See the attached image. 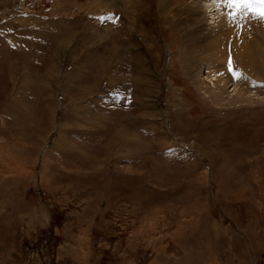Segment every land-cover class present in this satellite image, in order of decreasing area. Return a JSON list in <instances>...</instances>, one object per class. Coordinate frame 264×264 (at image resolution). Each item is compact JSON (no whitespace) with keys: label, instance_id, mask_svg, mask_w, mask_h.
Here are the masks:
<instances>
[{"label":"rangeland","instance_id":"374dc122","mask_svg":"<svg viewBox=\"0 0 264 264\" xmlns=\"http://www.w3.org/2000/svg\"><path fill=\"white\" fill-rule=\"evenodd\" d=\"M94 1L0 0V264H264V19Z\"/></svg>","mask_w":264,"mask_h":264},{"label":"snow or ice","instance_id":"6c2138e0","mask_svg":"<svg viewBox=\"0 0 264 264\" xmlns=\"http://www.w3.org/2000/svg\"><path fill=\"white\" fill-rule=\"evenodd\" d=\"M218 6L224 5L229 11L227 18L231 22H235L238 18H243L245 15L264 19V0H213ZM229 70L233 72L234 79L243 78L242 73H236L229 62Z\"/></svg>","mask_w":264,"mask_h":264},{"label":"bare ground","instance_id":"6f19581e","mask_svg":"<svg viewBox=\"0 0 264 264\" xmlns=\"http://www.w3.org/2000/svg\"><path fill=\"white\" fill-rule=\"evenodd\" d=\"M101 1V0H100ZM100 1H97V2H100ZM103 1V0H102ZM131 1H133V0H106V3H108L107 4V6H109V7H111L112 5L114 6V4H117V7H121V6H123V8L125 9V10H128L129 11V7L128 6H130V3H131ZM97 2H95L94 1V3H90V4H88L87 5V7L89 6V11H92V12H95V11H97V10H99V9H101V6H100V4H97L96 6H94V4L95 3H97ZM208 3H211L212 2V0H210V1H207ZM103 4V3H102ZM212 4V3H211ZM104 7V6H103ZM209 7V9H210V18H211V20L213 19V21H214V24L216 23V19H218V17H217V14L218 13H216L218 10H216L217 8V4L215 3V5L214 4H212V5H209L208 6ZM220 7V6H219ZM83 9V8H82ZM222 9V8H221ZM221 9H220V11H221ZM111 10H112V8H111ZM102 11H103V9H102ZM223 12V11H222ZM226 12V11H225ZM97 13V12H96ZM215 13V14H214ZM227 13V12H226ZM226 13H224V14H226ZM100 15V14H99ZM246 16L247 15H245L243 18L245 19L246 18ZM217 17V18H216ZM248 17H251L250 15H248ZM253 17V16H252ZM251 17V18H252ZM223 18H224V16H223ZM225 18H227V16L225 15ZM240 19V18H239ZM247 19V18H246ZM255 19V18H254ZM225 20V19H224ZM257 20V19H256ZM243 21V20H242ZM258 21V20H257ZM217 23H219V21L217 22ZM225 23L226 24H223V27H224V29L225 30H229V31H231V32H233V33H236V34H238L239 32H240V29H239V31H238V29L237 30H235V27H234V23H237L236 21L233 23V22H231V21H229V19L227 18L226 19V21H225ZM260 23V22H259ZM220 24V23H219ZM236 27H237V25H235ZM260 28V27H259ZM262 28V27H261ZM263 30H264V28H262ZM244 30V27H243V29H242V31ZM107 31V30H106ZM241 31V32H242ZM215 79H213V81H214ZM244 81V80H243ZM259 85H261V84H259ZM258 85V86H259ZM236 89H237V85L234 87V90L236 91Z\"/></svg>","mask_w":264,"mask_h":264}]
</instances>
